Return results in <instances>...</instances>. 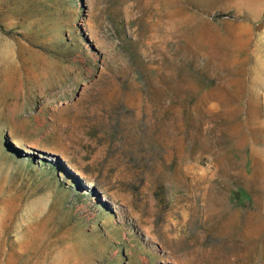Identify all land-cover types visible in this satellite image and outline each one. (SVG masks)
<instances>
[{"label":"rangeland","instance_id":"374dc122","mask_svg":"<svg viewBox=\"0 0 264 264\" xmlns=\"http://www.w3.org/2000/svg\"><path fill=\"white\" fill-rule=\"evenodd\" d=\"M0 264H264V0H0Z\"/></svg>","mask_w":264,"mask_h":264}]
</instances>
